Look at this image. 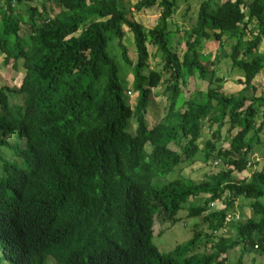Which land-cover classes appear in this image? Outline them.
<instances>
[{
	"label": "trees",
	"instance_id": "16d2710c",
	"mask_svg": "<svg viewBox=\"0 0 264 264\" xmlns=\"http://www.w3.org/2000/svg\"><path fill=\"white\" fill-rule=\"evenodd\" d=\"M3 1V67L18 71L21 65L25 75L15 91L23 96L21 105L11 106V89L0 86V146L15 155L0 158V264H46L49 256L58 264H224L223 255L237 247L239 263L253 251L264 259V169L239 177L253 166L254 145L263 142L264 94L254 80L264 71V0H204L185 30L182 56L169 37L178 0L135 2L137 12L160 7L153 28L130 19L122 0H44L40 12L36 6L26 9V22L17 11L23 0ZM51 2L59 8L53 16ZM124 25L134 36L136 62L124 43ZM114 39L134 77V107L124 94L130 83L124 76L122 84L119 63L108 53ZM210 39L222 52L232 42L224 55L243 78L238 96L223 94V77L206 64L200 48ZM149 43L162 52L163 70L172 78L166 88L169 111L152 128L147 109L164 77L147 71ZM183 69L199 73L208 85L206 93L196 91L202 100L185 101L184 111L178 108ZM12 115L15 143L6 140ZM205 119L212 137L200 148ZM224 126L232 137L221 149ZM182 138L186 144L179 154L170 144ZM196 158L205 164L216 158L221 169L199 183L183 175L168 180L182 162ZM189 198L196 203L189 207L191 216H203L210 231L195 230L192 239L163 254L154 243L156 215L177 223ZM239 198L250 201L251 215L232 223L235 234H225ZM216 202L224 207L210 212ZM204 239L213 242L212 252L193 253Z\"/></svg>",
	"mask_w": 264,
	"mask_h": 264
},
{
	"label": "rangeland",
	"instance_id": "374dc122",
	"mask_svg": "<svg viewBox=\"0 0 264 264\" xmlns=\"http://www.w3.org/2000/svg\"><path fill=\"white\" fill-rule=\"evenodd\" d=\"M42 1L44 0H23L18 4V10L21 13L23 21H27L29 18V12L26 11L29 7H37L38 12L42 10ZM137 0H122L121 7L125 11L128 12V17L132 20H136L140 22L147 28H153L157 24V18L159 17V13L161 12L160 7L155 6L149 8L142 12H137L133 10V6ZM204 0H178L179 9L173 18L170 21V32L169 35L173 49L176 48V52L182 56L184 51L186 50L185 40L186 33L185 30L189 29L194 22V14L197 13L200 4ZM249 1V0H247ZM4 3L3 0H0V5ZM54 6V7H52ZM51 11L49 14L53 16L56 12L59 11V8L55 6L54 2H51ZM132 10V12H131ZM130 11V12H129ZM245 13H249L247 8H244ZM188 13V17L186 14ZM255 26L256 24L253 23ZM124 30L126 31V35L124 37V43L129 49L130 58L133 61H137L136 50L134 46V36L133 33L129 31L128 27L124 25ZM21 34L26 37L30 35V30L25 23L22 26ZM80 34V31L77 35ZM250 38V36L248 37ZM214 39H210V41H205L201 46L200 50L206 57V64L210 70H214L218 77H223V86L221 88V92L228 96H238L241 93L242 84L240 79L238 78V71H232L231 69V60L230 58H225L224 52L231 51V41H226V45L224 47V52L217 48L216 41L213 42ZM150 50V59H149V67L148 70H156L162 71L163 73V81L161 84L153 89V94L151 98L150 105L147 109L146 119L149 127L157 124L162 120L164 116L167 115L169 111V98L166 88L168 86V82L171 81V73L163 70V59L162 52L155 47L153 44L149 43L148 45ZM175 47V48H174ZM264 44H262L261 49L263 50ZM264 51V50H263ZM108 53L116 58L120 67V80L124 85V76L128 79L130 85L124 92L127 97L129 104L134 107L137 100V92L133 90V74L130 68L126 67L125 62L121 58V49L118 45L117 39L112 40L109 43ZM5 55L0 52V86H6L11 89L9 93V103L11 106L13 105H21L23 103V96L15 91H18L21 86V82L25 75V71L23 67L20 65L18 71H14L12 67H3V60ZM146 71V72H147ZM235 73V74H234ZM216 75V76H217ZM184 85L181 84L182 94L179 98L178 108L182 111L186 109L185 101L190 97H195L196 99L202 100L200 97H196V91H201L206 93L208 90V85L206 81H202L199 73H195L193 75L188 74L186 69H183V79ZM261 84V82H260ZM248 96L252 95V91L249 90L247 92ZM0 113L3 111L0 108ZM17 116L12 115L7 118V122L12 129L6 140L14 143L18 140V127H17ZM263 120V116L260 114L257 118V122L261 123ZM133 131L135 130L137 124L135 118L131 120ZM222 137L220 138V142H218V147L221 149H226L230 145L231 135L227 131V126H224L221 130ZM212 137V130L209 127L208 121L205 119L202 123V138L200 143V148H204L206 145V141ZM262 143L254 145V152L252 155L253 166L251 169L244 171L239 175L240 178H249L254 170L264 169V130L261 134ZM25 144V140L22 139ZM186 144L185 139H180L179 144L171 143L170 147L177 151L179 154L182 153L183 148ZM149 147V146H148ZM0 155L4 158L14 159L15 155L12 156L11 150L7 146H0ZM218 159L213 158L207 164L202 163L200 158H196L195 161H187L182 162L177 171L173 174L169 175L168 180L181 178V175L189 177L194 183H199L205 179L206 174L216 173L221 168L218 167L219 164L215 162ZM10 163H14L11 162ZM4 169V162L0 160V174ZM3 174V173H2ZM237 174V173H236ZM205 194H202L204 196ZM206 197V196H204ZM195 198H189L185 204L184 209L181 210L177 217L178 222L173 223L168 218L164 217L162 214L158 213L156 215V222L154 225V243L159 248L160 252L163 254H168L173 251L177 246L184 245L187 241L193 238L195 230H202L205 233H209L208 223L205 222L203 216H191L189 212V207L195 205ZM224 207V203L216 202L211 205L209 209L211 211H217ZM233 219L228 221L230 225L226 226L225 234H235V229L233 227V222L236 220L237 215L240 216V221H245L251 215L250 201L246 198H239L234 205V213ZM233 223V224H232ZM212 244L213 242L203 240L199 241L193 248L192 252L196 254L207 253L210 254L212 252ZM240 247H237L233 250H229L226 255H223L221 258L224 264H264V259L260 255L259 252L253 251L251 253L245 254L244 259L241 263L240 261ZM47 264H58L54 258L49 257L47 260Z\"/></svg>",
	"mask_w": 264,
	"mask_h": 264
},
{
	"label": "crops",
	"instance_id": "0c3cea01",
	"mask_svg": "<svg viewBox=\"0 0 264 264\" xmlns=\"http://www.w3.org/2000/svg\"><path fill=\"white\" fill-rule=\"evenodd\" d=\"M222 1H225V0H222ZM148 10H146V12H147ZM161 13V12H160ZM160 13H159V15L158 16H160ZM159 18V17H158ZM158 18H157V20H158ZM156 20V21H157ZM209 41V40H208ZM213 42H215L216 43V41L214 40ZM263 44H264V41H263ZM216 47L217 48H219V43H216ZM263 50H264V48H263ZM261 48H260V51L264 54V51H263ZM235 74V73H234ZM235 75H237L238 76V78L239 79H242L243 80V78L240 76V73H237V74H235ZM260 82H261V84H260ZM254 83H255V87H257L258 88V92H262L263 94H264V71L261 73V74H259L257 77H256V79L254 80ZM242 84V83H241ZM242 89L240 90V91H242L243 90V88H244V85L242 84ZM217 163H218V161H216ZM212 212V211H211ZM226 230V229H225ZM223 233H225L224 231H223ZM213 247V246H212Z\"/></svg>",
	"mask_w": 264,
	"mask_h": 264
},
{
	"label": "clouds",
	"instance_id": "9594fccd",
	"mask_svg": "<svg viewBox=\"0 0 264 264\" xmlns=\"http://www.w3.org/2000/svg\"><path fill=\"white\" fill-rule=\"evenodd\" d=\"M147 118V117H146ZM156 125V124H155ZM155 125H153V126H151L150 128H152V127H154ZM150 126V125H149ZM12 134H14L13 132H12ZM18 141V140H17ZM17 141H15V142H17ZM14 142V143H15ZM9 148V147H8ZM171 148V147H170ZM172 149V148H171ZM174 150V149H173ZM0 158H3V157H1V155H0ZM7 159H9V158H7ZM1 160V159H0ZM216 164H217V162H215ZM210 208H211V205H210ZM232 219H233V217H232ZM236 220H240V216L239 215H237V217H236ZM231 221V220H230ZM49 257H52V256H49ZM48 257V258H49ZM53 258V257H52ZM6 264H9V263H6ZM46 264H47V262H46Z\"/></svg>",
	"mask_w": 264,
	"mask_h": 264
},
{
	"label": "built area",
	"instance_id": "2783aa9c",
	"mask_svg": "<svg viewBox=\"0 0 264 264\" xmlns=\"http://www.w3.org/2000/svg\"><path fill=\"white\" fill-rule=\"evenodd\" d=\"M248 166H251V163H249ZM231 219H232L231 216H228V217H227V221H230Z\"/></svg>",
	"mask_w": 264,
	"mask_h": 264
}]
</instances>
